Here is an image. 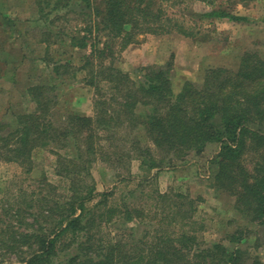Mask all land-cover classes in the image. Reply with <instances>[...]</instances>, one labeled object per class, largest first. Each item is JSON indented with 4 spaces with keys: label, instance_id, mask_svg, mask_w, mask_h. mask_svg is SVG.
I'll use <instances>...</instances> for the list:
<instances>
[{
    "label": "rangeland",
    "instance_id": "374dc122",
    "mask_svg": "<svg viewBox=\"0 0 264 264\" xmlns=\"http://www.w3.org/2000/svg\"><path fill=\"white\" fill-rule=\"evenodd\" d=\"M37 1L0 0V68L4 71V74L0 75V125H5L0 129V133L7 135L11 128L17 127L16 120L19 114L33 111L35 107L34 100H29V96L24 94L22 84L26 86L30 81L50 82L56 77L58 103L56 107L54 106V115H50L49 119L54 123L60 136H72L74 140L80 137L79 129L83 124L75 121L72 130H63L67 121L66 118L63 121V116L71 113L94 115V96L98 93L95 87L86 84V71L78 67H81L86 57L91 54L92 43L103 47L110 38L98 23L99 18L94 15V11L91 12V16L85 17L80 10L67 11L65 8L57 14H60V17H56L55 12L45 14L51 6L47 5L42 9ZM92 1L94 6L99 0ZM216 4L244 18H201L196 13L210 10L212 7L200 0L184 2L182 0L175 4H166L168 13L190 28L193 32L191 35L186 36L177 31L161 35L140 32L125 48H123L125 40L119 37L111 42L114 50L104 63L106 65L110 62L115 63L135 82L141 81L143 75L141 66L153 65L169 69L172 89L177 92L186 79L196 85H202L207 68L224 67L226 70L235 71L241 58L249 54L250 64L254 62L258 64L259 60L264 61V0H216ZM183 24L181 25L184 26ZM48 29L51 31L48 32ZM85 37V45L82 46ZM105 52L108 53L109 50ZM8 56L15 60L13 64L11 62L8 65L3 60ZM15 65L21 70L20 84L16 85L7 78L13 73L10 66L15 69ZM56 65L61 66L54 71ZM95 71L96 79L104 76L105 71L99 65ZM97 81L101 82L98 85L103 90L106 88L105 97H111L113 91L111 84L104 79ZM152 110V105L142 103L135 108V112L142 115ZM97 130L98 128L94 129V135ZM115 131L116 135L111 133L113 137L108 139L109 142H105L100 152H97L96 158L87 160L91 176L86 177V180L73 171L68 173L64 165L59 168L61 157L54 152H62L67 156L68 152L75 149L74 146L66 149L59 146L64 139L49 146H34L31 149V165L26 160L22 162L15 160L13 157L17 156H14L12 151L10 154L9 150H0V264L10 262L19 264V261L37 247L31 238L16 239L11 236V231L48 233L53 229V225L57 226V219L50 217L47 219L40 211L54 205L56 201L63 203L62 207L60 204L57 206L60 212L69 211L70 203L73 201V198L68 201L69 194L80 190V193L76 192L73 197L87 195L91 185L95 193L111 192L108 205L116 204L119 209H123L127 203L148 209L152 204H159L158 208L177 218L176 223L180 225H183L181 222H185V217L183 213L178 212L177 205L183 203L189 210L193 207L195 222L188 229H194L192 233H196L197 239L202 243L195 245L194 249L223 239L229 243L225 237L235 233L239 226H247L244 234L246 240L242 244L239 242L238 245L251 257L264 264L263 229L248 223L235 211L234 197L210 182L211 159L219 151L217 142L210 141L200 152L193 151L183 158H175L170 153L166 155L161 153L153 141L146 139L145 142L144 132L141 130L138 132L139 141L146 145V153L135 149L130 140L126 141L136 135V130L134 132L124 124ZM102 134L105 136L108 132H101ZM141 153L147 165H153L152 168L142 163ZM82 185L84 187L80 189ZM162 192L167 195L164 197L165 201L160 202L157 197ZM188 195L194 200L193 204L188 201ZM96 198H99L97 194ZM29 211L33 213L28 215ZM100 211L101 209L98 210ZM174 211L178 213L171 214ZM98 212L97 214H100ZM190 212L192 213V210ZM124 213L117 211L107 222L103 221L102 216L100 218L96 216L97 220L91 225L90 231L95 239H100L102 246L104 245L103 250L109 248V244L116 243L120 238L121 228L126 232L124 247L127 250L134 246V242L138 244L137 239L142 238L145 231L151 230L152 227L145 223L131 233L128 225H122ZM56 216L59 214L53 217ZM104 217L107 219L105 214ZM148 219L149 217H145L143 220ZM166 229L170 232L178 227L166 223ZM86 231L80 230L69 236L78 233L76 239L83 240L84 237L81 235ZM128 231L130 233L127 234ZM238 235L235 234L233 237ZM147 240L151 241L150 237ZM63 241L58 243L57 247H62ZM76 248L74 242L66 251L60 252V258L57 257L48 264L63 262L81 264L79 260L84 256L82 257L81 250ZM74 252L79 253L81 257L67 260L66 253L72 256ZM87 253L94 256L96 250L89 249ZM60 259L62 262L59 263Z\"/></svg>",
    "mask_w": 264,
    "mask_h": 264
},
{
    "label": "trees",
    "instance_id": "16d2710c",
    "mask_svg": "<svg viewBox=\"0 0 264 264\" xmlns=\"http://www.w3.org/2000/svg\"><path fill=\"white\" fill-rule=\"evenodd\" d=\"M200 1L212 7L210 10L196 13L201 18H244L217 5L216 0ZM37 2L42 9L47 5L51 6L45 14L55 12L56 17H60V14H57L65 8L67 11L80 10L85 17L91 16V12L94 11V15L99 18L98 23L110 38L111 41L108 39L103 47L92 43L91 54L86 57L85 63L78 67L86 71V84L98 90L94 96L95 112L92 116L79 113L63 116V121L65 118L67 120L63 122L65 127L63 130H72L75 121L82 123L83 126L79 129L80 137L74 140L72 136H60L54 123L49 119L50 115H54L53 109L58 103L56 77L53 78L54 81L29 84L24 94L29 96V100H34L35 107L33 111L19 114L16 120L17 127L11 128L7 135L0 133V143H3L0 150H9L10 154L12 151L14 156H17L13 157L15 160L19 162L26 160L31 165V149L34 146H49L64 139L59 146L65 149L74 146L75 149L68 152L67 156L62 152H54L61 157L59 168L64 165L68 173L73 171L86 180V177L91 176L87 160H94L105 142H109L108 139L113 137L111 133L116 135L115 130L124 124L132 131H137L135 136L126 141L130 140L135 149L145 153L147 147L139 141L140 130L144 132L145 142L146 139L153 141L161 153L165 155L170 153L175 158H183L193 151L200 152L208 142L214 141L219 144V151L211 159L210 182L216 188L233 196L235 211L256 228L260 226L264 232V61L259 60L258 64L256 62L250 64L249 54L241 58L235 71L226 70L224 67L207 68L202 85H196L186 79L177 92L172 89L169 69L160 66H141L143 70L141 81L135 82L115 63L110 62L108 65L104 63L107 56L113 53L111 42L121 37L125 40L123 45L125 48L140 32L161 35L177 31L186 36L191 35L193 33L191 29L171 16L166 9V4H175L182 0H99L94 6L92 0ZM50 31L51 29H48V32ZM85 40L86 37L81 43L82 46L85 45ZM108 50V53L105 52ZM98 65L105 71L101 79H96L95 70ZM60 66L56 65L54 71ZM102 79L111 84L113 88L111 97H105L106 88L103 90L98 85L101 82L97 80ZM139 103L150 104L153 110L146 115L137 114L135 108ZM3 126L5 125H0V129L4 128ZM95 128L99 130L96 135ZM101 132L108 134L102 136ZM260 147L262 149H259ZM140 155L143 157L142 153ZM145 160L143 157L142 163L152 168L153 165H147ZM164 162L169 163L162 161ZM58 171L60 172V169ZM84 183L87 184V181ZM83 187L80 186V189ZM89 188L87 195L73 197L76 192L80 193L78 190L67 196L68 201L73 198L69 211L60 212L57 206L60 204L62 207L63 203L59 201L40 211L47 219L48 217L57 219V226L53 225V229L48 233L37 230V232L21 230L15 233L11 231V236L16 239L29 237L37 244L27 257L19 261V264H48L74 242L81 250L82 257L84 256L79 260L81 264H262L238 245L239 242L242 244L246 240L244 234L247 226L241 225L235 233L225 237L230 244L223 239L194 249L195 245L202 243L197 239V234L192 233L194 229H188L195 222L193 207L189 210L183 203L177 205L178 212L183 213L185 217V222H181L183 225H180L176 223L177 218L159 209V204H152L146 209L125 203L124 208L119 209L116 204H107L111 192L95 193L93 185ZM96 194L99 198H96ZM166 195L162 192L157 198L160 202L165 201ZM188 201L194 203L190 196ZM50 208L56 210L52 212ZM117 211L125 212L122 219L124 224H121L128 225L131 233L145 223L152 228L145 231L142 238L137 239L138 244L134 242L130 250L124 247L126 245L124 240L127 237L121 228L120 238L116 243L109 244V248L103 250L104 245L102 246L100 239H95L90 231L91 225L97 220L96 216L99 218L102 216L103 221L107 222ZM178 212L174 211L171 214ZM32 213L29 211L28 215ZM55 214L59 216L53 217ZM145 217L149 219L144 221ZM166 223H171L178 229L168 232ZM84 229L87 231L81 235L85 238L83 240L76 239L78 233L69 236ZM235 234L239 235L233 237ZM149 237L151 241L147 240ZM61 241L62 247H57ZM93 248L96 250L94 256L87 253V250ZM65 256L70 261L81 257L75 252L72 256L69 253Z\"/></svg>",
    "mask_w": 264,
    "mask_h": 264
},
{
    "label": "crops",
    "instance_id": "0c3cea01",
    "mask_svg": "<svg viewBox=\"0 0 264 264\" xmlns=\"http://www.w3.org/2000/svg\"><path fill=\"white\" fill-rule=\"evenodd\" d=\"M3 60L6 62V63H8V65L9 64H11V62H12V64L14 63V59L12 58V57H9L8 56V58H3ZM18 60L16 59V62H17ZM11 67V71L13 72V73H11V74H9L8 76H10V78L9 77H7L8 78V81H10L12 84H14V85H16V84H20V79H19V76H20V74H21V70L20 69H18L17 68V66L15 65V67L17 68H12V66H10ZM2 74H4V71H2V69L0 68V75H2ZM34 82H32V81H30L28 84H26V86L25 85H23L22 84V89H24L23 90V92H25L26 90V87H28V85L29 84H33ZM18 86V85H17ZM0 91H1V88H0Z\"/></svg>",
    "mask_w": 264,
    "mask_h": 264
}]
</instances>
